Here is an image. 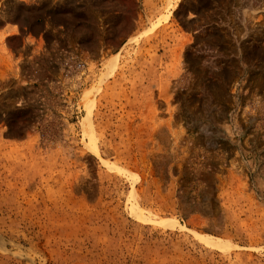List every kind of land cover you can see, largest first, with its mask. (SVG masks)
I'll return each mask as SVG.
<instances>
[{"label":"rangeland","instance_id":"1","mask_svg":"<svg viewBox=\"0 0 264 264\" xmlns=\"http://www.w3.org/2000/svg\"><path fill=\"white\" fill-rule=\"evenodd\" d=\"M0 264H264V0H0Z\"/></svg>","mask_w":264,"mask_h":264},{"label":"bare ground","instance_id":"2","mask_svg":"<svg viewBox=\"0 0 264 264\" xmlns=\"http://www.w3.org/2000/svg\"><path fill=\"white\" fill-rule=\"evenodd\" d=\"M94 101L93 99L91 100L92 104ZM87 111L84 114V116L82 117V127L84 129V131H86L88 134H93V125H92V119H91V109L90 107L86 108ZM165 221H167L166 219L162 218L159 220L160 223L166 224ZM206 241H208L209 243H212V239L209 240L208 238H204ZM217 239V238H216Z\"/></svg>","mask_w":264,"mask_h":264},{"label":"built area","instance_id":"3","mask_svg":"<svg viewBox=\"0 0 264 264\" xmlns=\"http://www.w3.org/2000/svg\"><path fill=\"white\" fill-rule=\"evenodd\" d=\"M64 65L67 71H70L69 69L71 68L72 71H78L81 72L84 67L85 63L79 59L73 58V57H65L64 58Z\"/></svg>","mask_w":264,"mask_h":264}]
</instances>
